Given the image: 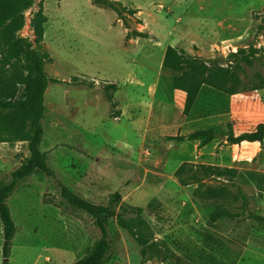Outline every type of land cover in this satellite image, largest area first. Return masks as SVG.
Listing matches in <instances>:
<instances>
[{
	"label": "rangeland",
	"instance_id": "rangeland-1",
	"mask_svg": "<svg viewBox=\"0 0 264 264\" xmlns=\"http://www.w3.org/2000/svg\"><path fill=\"white\" fill-rule=\"evenodd\" d=\"M48 19L41 52L50 84L45 94L41 151L57 179L37 174L15 189L7 204L16 225L9 264H74L100 231L65 203L58 182L97 204L120 192L141 207V229L171 251L165 263H143L140 248L113 222L108 264H264V143L233 145L226 139L264 124V0H38ZM148 38L127 40V33ZM169 46L227 66L240 48L259 53L242 64L238 93L205 87L190 111L163 69ZM86 80L93 87L73 84ZM109 84L117 118L103 88ZM98 86L100 87L98 89ZM213 131L216 139L177 143L169 136ZM225 139H222V138ZM30 156L24 142L0 143V182ZM216 167L233 179L207 171ZM227 187L238 200L195 197L198 188ZM226 210L233 219L212 222ZM4 234L0 221V264Z\"/></svg>",
	"mask_w": 264,
	"mask_h": 264
},
{
	"label": "trees",
	"instance_id": "trees-1",
	"mask_svg": "<svg viewBox=\"0 0 264 264\" xmlns=\"http://www.w3.org/2000/svg\"><path fill=\"white\" fill-rule=\"evenodd\" d=\"M38 0H0V143L24 142L28 145L29 158L10 175L9 181L0 182V221L3 226L4 264H9L12 242L16 235V225L7 204L15 189L24 180L37 174H44L57 179V175L48 164L49 155L41 151L44 138L42 123L45 119V94L50 84H60L61 81L50 78L45 66L52 58L41 52L48 22L42 3L30 19V29L33 40L24 38L22 32L26 26V13ZM148 34L135 32L133 36L127 33V40L148 38ZM259 53L253 46L240 48L234 53L236 59L227 66L208 63L197 57L188 55L184 50L169 46L164 55L163 69L175 73L172 84L175 90L185 95V111H190L203 88L234 96L241 84L242 64H250ZM76 85L92 88V83L83 80ZM254 90L264 89V78L255 85ZM117 87L109 84L103 88L111 103V116L117 118L118 104L113 91ZM217 137L213 131H196L185 136H169L168 141L177 143L199 142L200 147L210 145ZM233 145L242 143H264V124H259L253 131L231 136L226 139ZM207 171L218 177L233 179L232 171H222L209 167ZM65 203L73 211L82 212L92 219L101 237L82 258L74 264H108L112 259V242L110 230L113 222L125 230L135 240L140 248L143 263L158 260L167 262L171 251L155 241L144 232L139 223L142 221L143 208L125 204L120 192L110 194L108 201L97 204L75 193L62 182H58ZM195 197L208 199H224L235 201L241 193L233 194L227 187L198 188ZM233 219L226 210H218L211 215L212 222L220 219ZM264 226V217L253 216ZM172 255V254H171Z\"/></svg>",
	"mask_w": 264,
	"mask_h": 264
},
{
	"label": "crops",
	"instance_id": "crops-1",
	"mask_svg": "<svg viewBox=\"0 0 264 264\" xmlns=\"http://www.w3.org/2000/svg\"><path fill=\"white\" fill-rule=\"evenodd\" d=\"M165 55V54H164ZM164 55H163V59H164ZM185 96V95H184ZM187 143V142H186ZM188 143H192V142H188ZM24 144H26L27 145V143H24ZM200 144V143H199Z\"/></svg>",
	"mask_w": 264,
	"mask_h": 264
},
{
	"label": "water",
	"instance_id": "water-1",
	"mask_svg": "<svg viewBox=\"0 0 264 264\" xmlns=\"http://www.w3.org/2000/svg\"><path fill=\"white\" fill-rule=\"evenodd\" d=\"M100 87L98 86V89H99ZM222 139H225L224 137L222 138Z\"/></svg>",
	"mask_w": 264,
	"mask_h": 264
}]
</instances>
